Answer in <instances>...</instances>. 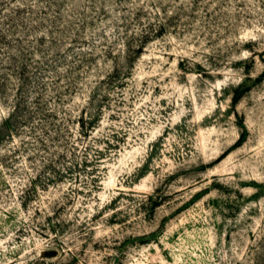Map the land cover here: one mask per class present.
<instances>
[{
  "label": "rangeland",
  "instance_id": "rangeland-1",
  "mask_svg": "<svg viewBox=\"0 0 264 264\" xmlns=\"http://www.w3.org/2000/svg\"><path fill=\"white\" fill-rule=\"evenodd\" d=\"M2 6L0 264H264V0Z\"/></svg>",
  "mask_w": 264,
  "mask_h": 264
},
{
  "label": "trees",
  "instance_id": "trees-1",
  "mask_svg": "<svg viewBox=\"0 0 264 264\" xmlns=\"http://www.w3.org/2000/svg\"><path fill=\"white\" fill-rule=\"evenodd\" d=\"M0 10L4 12L3 6L0 8ZM21 12L22 10L17 8L13 11V13H8L5 18L2 19L4 27H0V85L5 87V84L8 82L10 77L9 70H11L12 67L14 69L20 68L18 73L20 75V79L23 80V83H21L20 87L18 88L19 96H17L13 110L7 117L2 119V122L0 123V146L6 138L13 137V129H16V127L19 125L21 122L20 119H23L22 114L25 112L23 109L25 95L24 91L22 93V90L25 88L26 85L24 86V84L29 77L28 65L25 64V62L21 63L19 59L21 58V55L24 58V49H20V52L18 51L17 53L13 49V45H15V43L22 42V38L16 36L18 27L17 16L20 17ZM5 26H8V29H5ZM9 31H13V33L9 35Z\"/></svg>",
  "mask_w": 264,
  "mask_h": 264
}]
</instances>
